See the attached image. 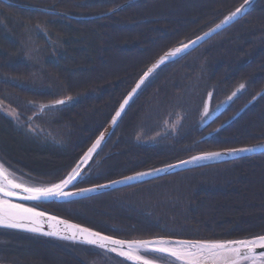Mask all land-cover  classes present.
Here are the masks:
<instances>
[{
	"label": "trees",
	"instance_id": "1",
	"mask_svg": "<svg viewBox=\"0 0 264 264\" xmlns=\"http://www.w3.org/2000/svg\"><path fill=\"white\" fill-rule=\"evenodd\" d=\"M244 1L0 0V98L24 117L33 112L30 102L73 98L65 106L45 108L36 118L52 131V142L25 123L15 127L0 113V155L6 165L19 174L26 171L36 183L63 178L156 58L209 30ZM118 6L122 9L111 15L90 18ZM246 13L146 81L75 187L106 183L196 153L264 143V95L206 140H199L205 133L196 124L209 92L219 101L244 85L227 106L224 121L264 89V0H256ZM36 24L43 34L35 37L38 50L30 54L32 46L25 44L27 36L21 43L19 32ZM175 109L189 119L167 146L134 142L138 130L156 131L159 120ZM263 172L264 151L76 201L33 205L124 239L251 237L264 234ZM67 245L72 244L0 229V262L86 264L68 256Z\"/></svg>",
	"mask_w": 264,
	"mask_h": 264
},
{
	"label": "snow or ice",
	"instance_id": "2",
	"mask_svg": "<svg viewBox=\"0 0 264 264\" xmlns=\"http://www.w3.org/2000/svg\"><path fill=\"white\" fill-rule=\"evenodd\" d=\"M249 0H245L247 4ZM244 5L232 12L226 20H231L241 11ZM220 27V25H217ZM184 47H187L185 45ZM180 48L174 49L168 55H175L180 52ZM167 59V56L161 58V62ZM155 67V65H154ZM152 69H149L151 72ZM148 73H145L147 76ZM144 83V78L141 79L137 88ZM240 89L244 88L241 84ZM135 91V90H134ZM66 99L71 100V97ZM64 100L54 101L55 104H63ZM127 104V100L124 102ZM123 108V105H121ZM120 112L116 113L119 116ZM100 144V140L89 149V153L95 150ZM255 147H262L264 145H257ZM230 152H247L253 151V148L229 149ZM219 152H206L201 156L193 157L192 159H207L211 157H218ZM187 163V161H182ZM155 171V170H154ZM78 174L73 170V174L60 183L53 184L50 187H29L22 182H18L13 174L8 171L2 164H0V227H10L17 229H25L31 232H44L43 224L51 221L52 231L47 232V235L60 236L65 239H83L85 242L97 245L100 248L108 249L111 246V251L120 249V255L126 257L130 261L137 262V264H156L154 260L146 259L141 255V250L153 251L161 254H166L175 258L180 264H264V253L257 255V247L264 248V234L257 235L251 238H243L237 240H172L166 238H158L156 240H121L114 239L111 236H104L99 232H94L88 228H82L80 225L69 224L67 221H60L58 217H45L46 213L38 212L35 208L27 207L24 204L14 202L11 197L20 196L23 190L26 195L24 199L37 200L41 197L49 196H65L73 195L74 193H65L63 188L72 183L74 175ZM140 173L138 175H144ZM131 179V177L129 178ZM92 189H83L80 191H91ZM63 224L61 228L59 225ZM127 250H123V249Z\"/></svg>",
	"mask_w": 264,
	"mask_h": 264
},
{
	"label": "water",
	"instance_id": "3",
	"mask_svg": "<svg viewBox=\"0 0 264 264\" xmlns=\"http://www.w3.org/2000/svg\"><path fill=\"white\" fill-rule=\"evenodd\" d=\"M256 0H249V2L247 4H245V1L242 2L241 5H244V7L241 9V11L239 13L236 14V16L234 18H232L231 20H226L225 18L228 17L232 12H234L237 8H240L241 5L239 7H237L236 9L230 11V13L224 17L219 23H217L216 25H214L213 27L209 28V30L199 34V36L188 40V42H183L180 44H177L176 46H173L171 48H169V50H167V52H165L164 54H162L161 56H159L155 62H153L145 71V73H148L147 76H145V73L140 76L138 78V80L136 81V84L134 85V87L131 89V91L128 93V95L125 97V99L120 103L119 107L117 108V110L115 111V113L112 116V119L107 123V125L105 126V129L95 138V141L86 149L87 151L85 152L84 156L76 163V165L68 172L69 174L63 179H67L69 177V175L73 174V170L75 169L76 172L78 174L74 175V178L72 180L71 184H68L67 186H65L63 188V191L65 193H74L73 195H65V196H49V197H41L40 199L37 200H29V199H24V196L26 195L25 193H23V190H18L21 192L20 196H16V197H11L10 199H12L14 202H18L21 204H24L27 207H31V208H35L38 212H43L46 213L47 216L45 217V220H47V217H58L60 221H67L69 224H75V225H80L82 228H88L91 229L94 232H99L104 236H111L114 239H121V240H130V239H124V238H118L116 236H112V235H108L105 234L101 231H97L91 227H87L84 226L80 223H76L68 218H64L61 217L57 214H53L50 213L46 210H42L39 207H36L33 205V203H43V202H66V201H76V199H81V198H86V196H91V195H97L98 193H105L108 192L110 190H114V189H119L120 187H127L129 185H134V184H140V182H145V181H151V179H155V178H159L161 176H166V175H172V173H177V172H181L184 169L187 168H193L195 166H199V165H204V164H215V162H222V161H226V160H231V159H236V157H243V156H247V155H252V154H257L258 152H263L264 148L262 147H255L257 145H264V143L262 144H257V145H251V146H247V147H236V148H227L225 150H214L212 152H219L221 153L220 156L218 157H211V158H207V159H197L194 160L192 159L193 157H198L201 156L203 153H199V154H194L193 156L189 157V158H185L182 159V161H187V163H182V161H177V162H173L172 164H167V165H163L161 167H157V168H152L150 170H145V171H140V173H145L144 175H138L140 173H136V174H132L126 177H121L118 178L116 180H112V181H107L106 183H101V184H97V185H92V186H86V187H80L77 188L75 187V185L77 184V182L81 179L84 178V174H85V169L93 162V160L96 158V156L98 155V153L101 151V148L104 146V144L107 141V138L111 135V133L115 130L117 123L120 121V119L123 117L122 115L126 112L127 108L130 106V103L134 100V98L136 97L137 93L144 87V85L146 84V81L154 74L156 73V71L167 65L168 63H171L173 61H175L176 59H178L179 57L188 54L190 51L196 49L197 47H199V45L203 44L204 42H206L207 40H209L212 36L216 35L217 33H220L221 30L231 26V24L235 21L240 20L243 16H245L247 13V11L252 8V5L255 3ZM127 4V3H126ZM120 9L117 8L115 10H111V12H109L108 14H111L113 11H116ZM217 25H220V27H217ZM185 45H187V47H184ZM176 48H180L181 51L176 53L175 55H168L169 53H171L174 49ZM167 56V59L163 60V62H161V58ZM155 65V67H154ZM149 69H152L151 72H149ZM144 78V83L140 85L139 88H137V84H140L141 79ZM135 90V91H134ZM242 92H244V89H240V87H237L236 89H234V92L229 95L226 99L223 100V103H221L217 108H215L212 112H210V106H211V98H212V94L210 93L208 95V98L206 100V105L203 109V114L204 116H208L207 120L203 123L210 124L211 122H213L214 119H216L219 115H221L224 111V109L227 108V106L232 102V100H234V98L237 95H240ZM264 95V89L262 91H260L259 93H257L255 95V97H253L251 99L250 102H248L245 107H243L241 110H239V112H237L235 114V116H233V118H230L229 120H227L226 122H224L223 125L217 127L213 132L209 133L206 137H210L212 135H214L215 132H218L222 129H224L225 126L229 125L230 123H232V121L235 120V118H237L238 116H240L242 113L245 112V109L248 108L249 106H251L253 103L256 102V100L258 98H260L261 96ZM72 98V97H71ZM61 100H64L65 102L63 104H55L54 102H51L50 104H45L42 105V108H44L45 106L50 107H61V106H65L69 103H71V101L73 100V98L71 100H68L66 98H62ZM127 100V104H125L124 102ZM121 105H123V108H121ZM5 105L0 101V109L8 116H10V114L8 112L5 111ZM120 112L119 116H116V113ZM204 124V125H205ZM100 140V144L95 148L94 151H92L91 153H89V149L92 148V146L94 144H96V141ZM241 148H253V151H247V152H230L228 151L229 149H241ZM206 153V152H204ZM1 164V162H0ZM4 166V165H3ZM5 167V166H4ZM7 168V166L5 167ZM8 169V168H7ZM155 170V171H154ZM8 171L10 173L13 174V177L18 181V182H22L20 181L21 179L24 180L22 177L16 175L13 173V171L11 169H8ZM131 177V179H129ZM60 183L59 182H53V184H57ZM29 187H50L53 184H43V185H38V184H34L32 183L31 185L28 183H24ZM75 187V188H74ZM83 189H92L91 191H80ZM52 222L48 221L45 222L43 224L44 227V232L41 233H36V232H31L25 229H17V228H10V227H0V229H5V230H9V231H17L20 233H26L32 236H38L41 238H48V239H52V240H58L59 242L62 243H69L72 245H84L87 246L88 248H94L97 251H101L103 254L106 255H112L114 257H117L119 259H123L126 262L130 263V264H137V262L134 261H130L128 260L126 257L120 255V249H118L117 251H111L110 248L114 247L111 246L108 249L105 248H100L97 245H92L89 244L87 242H85L83 239H65L62 238L60 236H55V235H47L46 233L49 231H52L53 228L51 226ZM59 227L63 228L64 225L61 224L59 225ZM251 237H255V236H251ZM251 237H240V238H229V239H218V240H237V239H243V238H251ZM158 238H166V239H172V240H192V239H182V238H178V237H153V238H142V239H135L133 238L132 240H156ZM197 240H201V239H197ZM210 240V239H207ZM192 241H196V240H192ZM123 250H127L126 247ZM256 253L257 255L264 253V248H260L257 247L256 249ZM141 255L145 256L146 259H151L154 260L156 262V264H180L179 261H176L175 258L170 257L166 254H161L158 252H153V251H145V250H141L140 252ZM148 254H156L158 256H161L163 258H167L168 260L171 261V263L168 262H163L160 261L156 258H152L150 256H148ZM167 261V260H166ZM2 264V263H0ZM245 264H248V262H245Z\"/></svg>",
	"mask_w": 264,
	"mask_h": 264
},
{
	"label": "flooded vegetation",
	"instance_id": "4",
	"mask_svg": "<svg viewBox=\"0 0 264 264\" xmlns=\"http://www.w3.org/2000/svg\"><path fill=\"white\" fill-rule=\"evenodd\" d=\"M211 93H213V95H214L213 91ZM213 95H212V98H211V101H210L211 102L210 112H212L216 108V106L218 105L217 103H219V102L223 103V100L227 98V96H226V97L223 98V100L215 101V97L213 98ZM33 104H34V102H30L29 103V105L32 108L33 112H31V113H29V115L23 117L22 121L19 122L18 125H21L22 123H25V126L27 127L28 130L33 131L36 134H46V136L49 139V141L52 142L53 141L51 139V132L52 131L49 130L48 128L43 129L42 126L38 125L37 119H36L40 115V113H43L46 109L41 108V107L38 108V109H35ZM35 104H39V103H35ZM244 106H242L240 109H238L237 112H239V110H241ZM38 107H39V105H38ZM204 107L205 106H203V104H202V106H201V108H200V110L198 112V116L196 118V124L198 125L199 131H201V133H205L203 135V137L199 138V140H201V141L210 138L211 136L210 137H206V136L209 133L213 132L217 127L223 125L224 122H226L227 120H229L231 118V117L226 118V119H224V121L222 119V121H221V118H223L224 114L226 113L225 111L227 110V108H228L227 107L226 109H224V111H223V113L221 115H219L216 119L213 120V122H211L210 124L206 125L203 122H205L207 120L208 116H204V114L202 113V109ZM53 108H55V107H53ZM237 112H235L233 116H235V114ZM36 113H39V114L33 119L32 115H35ZM187 119H189L188 114L182 113V112L179 113L178 109H175V110L169 112L167 115H165L163 119L159 120V122H158L159 128L156 131H154V132H150L149 131L148 132L147 129H142L141 131L138 130V133L133 136L134 142L137 143V144H140V145H144V146H148V147L150 146V147H154V148H157V149L163 148V147L167 146V144L170 143L171 140H173L174 138L177 137V135L181 132V128L183 127L184 122ZM165 121H167V122H165ZM177 125H178V127H177ZM48 126L49 125H47V127ZM165 126H168L169 128L170 127L171 128L170 129L169 128H165ZM159 131L162 132L161 136L160 137L155 136L156 132H159ZM108 138H107V141H108ZM107 141H106V143H107ZM106 143L101 148V151L98 153L96 158L99 156V154H101V152L103 151V148L106 146ZM96 158L85 169L84 172H86L87 169H89L90 166L93 165L96 162ZM167 164H172V163L161 164V166L167 165ZM161 166H158V167H161ZM24 173H26V171L23 172V170H22L20 172L21 175H24L28 179V177H27L28 175H25ZM29 180L31 181L30 178H29ZM90 186H92V185H90ZM65 249H67V253L66 254L68 256L73 257V258H75L77 260H80L81 262H83V261L85 262L86 261L85 262L86 264H88V263L89 264H94L93 261L97 260V259H99V260L103 259L104 260V256L102 254L101 255H102L103 258L99 257L100 255H97L96 253H94L92 248H87V247H85L83 245H80V244H78V245H67V247H65ZM106 256H108L109 258L115 259V261L118 264H127V262H125L123 260L121 261L120 259H117V258H114L112 255L111 256L110 255H106ZM148 256H150V257L151 256H153V257L156 256L157 257L158 255H156V254H154V255L148 254ZM117 260H119V261H117ZM104 264H107V263H104Z\"/></svg>",
	"mask_w": 264,
	"mask_h": 264
},
{
	"label": "rangeland",
	"instance_id": "5",
	"mask_svg": "<svg viewBox=\"0 0 264 264\" xmlns=\"http://www.w3.org/2000/svg\"><path fill=\"white\" fill-rule=\"evenodd\" d=\"M43 27L41 26V25H38V24H36V26H33V27H31V28H29V26H27L23 31H21V32H19V34H20V39H21V43L23 42V39L26 37V39H25V44L26 45H28V46H32L31 48H30V54H33V53H36L37 52V50H38V46L35 44V41H34V39H35V37H36V39H37V36H39L40 34H43L42 32H43ZM10 31H11V29H10ZM35 39V40H36ZM35 45L37 46V47H35ZM28 59H31V58H29L28 57ZM157 59V58H156ZM211 92H209L207 95H206V97L204 98V99H207L208 98V95L210 94ZM213 95V94H212ZM213 98H214V95H213ZM1 101V100H0ZM257 101V100H256ZM256 103V102H255ZM254 104V103H253ZM38 105H39V107H38ZM41 103H39V104H33V106L35 107V109H38V108H40L41 107ZM46 108V107H45ZM5 111L6 112H8L13 118H16L17 116H18V112H17V110H15L14 108H12V107H10V106H8V105H5ZM204 109V108H203ZM203 109H202V112H203ZM234 115V114H233ZM233 115L231 116H229V117H233ZM165 122H167V121H165ZM177 127H178V125H177ZM165 128H169L168 126H165ZM171 128V127H170ZM169 128V129H170ZM0 162H1V164L2 165H4L5 167L7 166L6 164V162H5V160L2 158V156L0 155ZM7 168L8 169H11L12 171H13V173L14 174H16V175H18V176H20V177H22L24 180H20V181H23L24 183H28V184H32V183H34V184H38V185H43V184H46V183H44V182H42V183H36V182H34L33 180L32 181H30L29 180V178L27 179L24 175H21V174H19L18 172H16L14 169H12L11 167H9V166H7ZM257 174V173H256ZM263 174H264V172H263ZM255 177V176H254ZM256 178V177H255ZM258 179V178H257ZM259 181H261V182H263L264 181V176L262 175V177L259 179ZM256 189H258V188H256ZM249 202H251L250 200H249ZM249 202H247V203H249ZM212 209V208H211ZM211 209H209L210 211V213H212V210ZM101 253V252H100ZM103 256H104V260L103 259H97V260H94L93 261V263L94 264H104V263H107V264H118L116 261H115V259H113V258H109L108 256H106V255H104L103 254ZM99 257H101V258H103L102 257V255L100 254V256ZM153 259L154 258H156V259H158V260H160V261H163V262H168V263H171V261L170 260H168L167 258H163V257H161V256H151ZM106 260V261H105ZM167 260V261H166ZM117 261H119V260H117ZM122 261V260H121ZM86 262V261H85ZM111 262V263H110ZM0 263H2V262H0ZM2 264H4V263H2ZM127 264H130V263H127Z\"/></svg>",
	"mask_w": 264,
	"mask_h": 264
},
{
	"label": "bare ground",
	"instance_id": "6",
	"mask_svg": "<svg viewBox=\"0 0 264 264\" xmlns=\"http://www.w3.org/2000/svg\"><path fill=\"white\" fill-rule=\"evenodd\" d=\"M4 2H7V0H3ZM126 4V3H125ZM124 4H122V6H123ZM122 6H118V7H116L115 9H117V8H119L120 7V9H122ZM28 8V9H32V10H38V11H41V12H44V13H46V12H54V13H56V11H53V10H51V9H49V8H41V7H37V6H35V7H33V6H28V5H23V8ZM115 9H112V10H115ZM120 9H118V10H116V11H113L112 13H115V12H117V11H119ZM111 12V11H110ZM58 13H60V12H58ZM109 12H107V13H103V14H100V15H96V16H90V18H100V16H104V15H111V14H108ZM64 16L66 15V14H64V13H62ZM68 16V15H67ZM81 18H83V17H81ZM85 18V17H84ZM89 18V19H90ZM222 20V19H221ZM220 20V21H221ZM235 22H237V21H235ZM235 22H233L232 24H234ZM219 23V22H218ZM230 27V26H229ZM229 27H227V28H229ZM226 29V28H225ZM224 30V29H223ZM222 31V30H221ZM156 73H157V71H156ZM156 73H154L152 76H154ZM151 76V77H152ZM131 91V90H130ZM129 91V92H130ZM128 92V93H129ZM128 93H126L125 94V97L128 95ZM139 93H140V91L137 93V95H136V97L134 98V100H136V98L139 96ZM63 96H61L60 98H55L54 100H53V102L54 101H57V100H61V98H62ZM125 97H124V99H125ZM123 99V100H124ZM0 100H1V102L4 104V105H8V106H10V107H12V108H14L13 106H11L8 102L6 103L4 100H2L1 98H0ZM122 100V101H123ZM133 100V101H134ZM206 100L207 99H203L202 100V104H203V106H205L206 105ZM121 101V102H122ZM132 101V102H133ZM120 102V103H121ZM120 103L118 104V106L120 105ZM218 105L216 106V108L221 104L220 102L219 103H217ZM15 109V108H14ZM247 109V108H246ZM245 109V110H246ZM16 110V109H15ZM117 110V109H116ZM17 112H18V116L16 117V118H13L11 115L10 116H8V115H6L1 109H0V113L6 118V117H8V118H6V119H9L10 121H12L13 123H14V125H15V127H18V123L19 122H21V120L23 119V114H25V113H23L22 111H19V110H17ZM231 118H233V117H231ZM163 128V127H162ZM155 134V133H154ZM161 134H162V132L161 131H159V132H156V135L155 136H158V137H160L161 136ZM87 150H84V153L76 160V163L84 156V154H85V152H86ZM69 170L68 171H66V172H64V176H63V178H61V179H59V180H57V181H53V182H59V181H62L69 173ZM167 176V175H166Z\"/></svg>",
	"mask_w": 264,
	"mask_h": 264
}]
</instances>
